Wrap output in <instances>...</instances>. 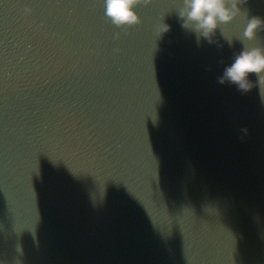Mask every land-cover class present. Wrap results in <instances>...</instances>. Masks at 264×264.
<instances>
[{"label": "water", "instance_id": "water-1", "mask_svg": "<svg viewBox=\"0 0 264 264\" xmlns=\"http://www.w3.org/2000/svg\"><path fill=\"white\" fill-rule=\"evenodd\" d=\"M181 6L0 0V264H264V102L216 82L264 0L222 48Z\"/></svg>", "mask_w": 264, "mask_h": 264}, {"label": "clouds", "instance_id": "clouds-1", "mask_svg": "<svg viewBox=\"0 0 264 264\" xmlns=\"http://www.w3.org/2000/svg\"><path fill=\"white\" fill-rule=\"evenodd\" d=\"M247 2L248 0H182V6L176 9V12L182 28L195 35L198 47L201 39H204L209 45L215 43L218 48H222L213 37L218 29L224 34V26L238 16L247 15V10L242 14L238 7ZM151 3L152 0H103L104 19L127 34L129 29L142 23L136 9ZM24 11L30 13L31 9L26 8ZM169 30L170 25L163 23L162 17L155 29L156 37H162ZM260 31H264V19L257 16L247 19L242 35L238 36L243 48L233 55L230 64L224 65L221 74L216 77V82L220 85L234 86L237 92L244 95L253 87L250 76L254 74L264 102V44L251 43L260 40L258 36ZM116 38H119V33L116 34ZM228 43L231 46L232 38H228ZM218 63L224 64V61L220 60ZM242 131L247 134V129Z\"/></svg>", "mask_w": 264, "mask_h": 264}]
</instances>
